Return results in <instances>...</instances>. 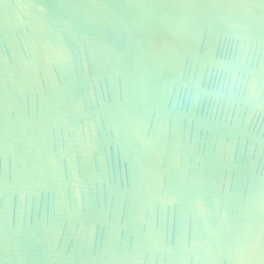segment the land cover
I'll return each instance as SVG.
<instances>
[{"label": "water", "instance_id": "1", "mask_svg": "<svg viewBox=\"0 0 264 264\" xmlns=\"http://www.w3.org/2000/svg\"><path fill=\"white\" fill-rule=\"evenodd\" d=\"M0 264H264V0H0Z\"/></svg>", "mask_w": 264, "mask_h": 264}]
</instances>
